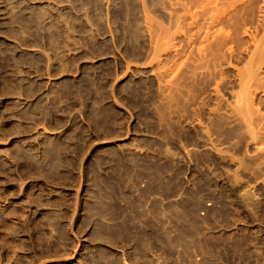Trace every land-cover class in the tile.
<instances>
[{"label":"rangeland","instance_id":"1","mask_svg":"<svg viewBox=\"0 0 264 264\" xmlns=\"http://www.w3.org/2000/svg\"><path fill=\"white\" fill-rule=\"evenodd\" d=\"M0 264H264V0H0Z\"/></svg>","mask_w":264,"mask_h":264}]
</instances>
